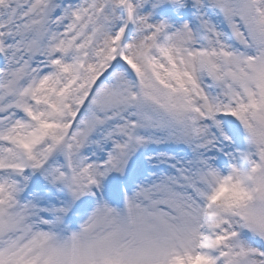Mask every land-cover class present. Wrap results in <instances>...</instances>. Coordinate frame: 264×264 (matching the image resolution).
Here are the masks:
<instances>
[{"label": "snow or ice", "instance_id": "snow-or-ice-1", "mask_svg": "<svg viewBox=\"0 0 264 264\" xmlns=\"http://www.w3.org/2000/svg\"><path fill=\"white\" fill-rule=\"evenodd\" d=\"M0 264H264V0H0Z\"/></svg>", "mask_w": 264, "mask_h": 264}]
</instances>
